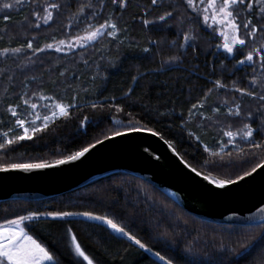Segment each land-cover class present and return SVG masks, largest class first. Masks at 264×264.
<instances>
[{"label": "snow or ice", "instance_id": "6c2138e0", "mask_svg": "<svg viewBox=\"0 0 264 264\" xmlns=\"http://www.w3.org/2000/svg\"><path fill=\"white\" fill-rule=\"evenodd\" d=\"M131 3L132 0H0V14H3L5 22L12 19L10 13L13 10L26 12L25 22L29 25L28 31L39 32L44 26L50 28L66 13L69 17V23L62 29L63 38L57 39L53 35L52 42L41 47L37 43V37L32 36L19 42L18 46L0 47V82L7 81L9 85L4 92L5 99L0 102L4 106V111L0 112V128L6 129L0 131V153L3 157L8 158L10 153L17 151L24 142L44 140L50 132L60 127L61 123L67 126V122L82 118V123L77 128L81 136H87V128L99 127L104 119H108L111 127V135L102 131L103 140L97 138L94 144H89L88 147H83L64 158L56 159L54 163L46 161L7 163L0 165V172L18 170L31 173L34 170L66 165L84 158L97 146H103L106 141L122 138L130 133L149 132L152 136H158L169 148L173 147L172 142L165 139L159 131L141 126V121L135 119L131 112L126 113V105L119 103L117 97L103 95L107 75L102 74L107 73L109 67H118L108 57L112 55V45L123 47L126 43L127 28L121 26V21L129 11ZM132 19L134 22L138 20L142 31L150 35L167 33L175 37L168 42V47L175 49L176 53L162 60L160 67L147 75H159L175 70L188 73L187 77L181 79L190 80L199 69L194 67L190 70L182 67L189 48L196 59L202 54L205 55L204 66L209 68L208 75L215 74L216 58L220 56L224 60L234 62L233 75L243 72L241 77L232 81V87H228L221 79L209 81L214 84L216 90L231 94V100L209 103V93L213 89H208L200 100L188 108V119H185L183 111L177 114L175 109L168 113L156 114L158 119L165 117L170 120L180 119L181 132L188 130L193 119L199 120L201 122L199 127L205 129L219 124L221 114L229 121L226 130L221 127L220 138L213 137L211 141L215 145V150L209 144H205L203 152L207 155L202 154L201 159L197 161V165L206 169L208 174H203L197 167H192L181 159L180 163L184 168L190 169L196 177H202L203 181L210 186L214 185L216 189L236 185L254 173L258 174V169L264 171V164L257 163L251 171L245 170L243 175H237L236 179L231 178L235 170L256 159V150L264 151V0H147ZM204 31L207 33L210 46L206 50H201L198 43L199 33ZM101 41H106L108 45L107 55L97 47ZM160 43L161 41L157 39H149L147 46L140 49L144 54L141 58H150L149 54L153 49H157ZM128 47H132L131 43ZM51 54H56L58 61L68 58L70 62L79 55L80 61L77 63H82L85 68L95 65V72L85 80L82 75L63 65L46 67L49 61L45 57ZM156 54L159 55V52ZM207 55L213 58L210 65L207 62ZM221 66L223 68V61ZM37 72L56 74L53 86H63L73 93L67 103L61 100L59 94H46L42 77L29 75ZM139 78L142 76H133L132 80L135 83ZM98 81L102 83L98 85ZM77 82L78 87L72 88ZM18 88L21 91L18 92ZM191 91L192 89H189V92ZM131 92V88L123 92L120 99L129 100ZM8 93H12L14 98H8ZM246 102L254 104V110L246 112ZM124 116H127V125L120 130L119 126L125 123ZM234 120L243 121L242 126L235 130L231 123ZM194 135L199 146L202 136L195 134L194 131H188L189 139ZM145 151L147 152V149ZM234 151L244 159L237 160L233 156ZM156 159L160 157L157 156ZM214 172H227L229 178L216 180L212 176ZM79 199L81 203L101 202L93 199L88 193L82 194ZM113 203L107 204L106 208L115 218H110L109 215H94L88 211L52 210L47 206L44 210L36 209L25 215H16L15 218L5 217L3 223H0V264H62L61 259L43 242V230L51 235L54 228L70 225L72 221L69 218L73 216L99 222V225L106 226L113 233L130 241L129 247L135 245L139 250L154 255L158 264H174L172 257L166 259L160 252H153V249L132 234L130 229L126 231L125 226L117 223L116 219L121 217L113 211ZM68 204L76 206L71 200ZM256 211L261 219L254 227L259 231L254 235L241 233L247 242L238 241L242 245L240 250L236 251L222 245L221 252H234L235 256L244 257L251 255L259 247L260 251L257 252L256 258L260 260V264H264V207H258ZM255 216L256 213H253L244 219L252 220ZM237 218L239 217L235 213L226 217L229 221ZM176 219L179 222V217ZM37 221L41 224L35 223ZM128 223L134 224V220H129ZM159 223L160 221H157V226ZM168 227L171 229L172 225L169 224ZM73 232L72 227L65 229L66 235L71 234L76 255L82 258L78 264H83L84 261L87 264H94L93 259L85 254L81 244L77 243V236ZM249 235L250 239L247 238ZM185 251L190 252L191 248ZM256 258L250 261V264H256ZM228 264L238 262L230 259Z\"/></svg>", "mask_w": 264, "mask_h": 264}, {"label": "trees", "instance_id": "16d2710c", "mask_svg": "<svg viewBox=\"0 0 264 264\" xmlns=\"http://www.w3.org/2000/svg\"><path fill=\"white\" fill-rule=\"evenodd\" d=\"M147 0H132L129 11L123 17L121 26L127 28L126 43L123 47L117 44L111 46L112 55L108 57L118 67L108 68V72L102 75H107V83L104 87L103 95L107 97L115 96L119 103L126 105L125 112H131L135 119L141 121V126L151 128L153 131H159L165 139L172 142L173 148L192 167H197L198 171L203 174H208L206 169L197 165V161L201 159L205 144H209L214 150L215 145L211 143L213 137L219 139L220 129H227L229 121L223 114L220 116L219 124L209 126L206 129L200 128V121L193 119L187 131H180L181 121L178 118L169 119L167 117L158 119L157 113L175 112L179 114L184 112L185 119H188V108L192 103H196L201 99L204 92L208 89H213L209 93V103H222L225 99L231 100V94H226L223 90H216L214 84L209 81L221 79L228 87H232V81L237 80L243 75V72H238L233 75V63L224 60L222 56L216 58V72L208 75L209 68L205 67V55H200L198 59L194 58L191 48L188 49L184 57L185 63L182 67H187L193 70L198 68L196 75H193L190 80L181 79L187 77L188 73L182 71H166L159 75H147V73L158 69L161 61L167 59L170 55L176 53L175 49L168 47V42L175 37L167 34H148L142 31L140 23L133 21L132 17L146 4ZM12 19L5 22L3 14H0V47H15L18 43L31 38L37 37L39 46L52 42V36L57 39L63 38L62 29L69 23V17L59 18L52 27L44 26L39 32L28 31L29 25L25 22L26 12H17L13 10L10 13ZM102 22V21H101ZM126 22V23H125ZM187 27V26H186ZM6 32V34H5ZM149 39H157L161 41L157 49H153L149 54L150 58L143 59V47L147 46ZM131 43L132 47H128ZM199 48L206 50L209 48V38L206 31L199 33ZM213 45L215 41L212 42ZM101 48L105 54L108 52L106 41H101L97 46ZM246 52L247 49H244ZM159 52V55L156 53ZM49 61L46 67H55L57 64L63 65L82 75L85 80L95 72V65L90 68H85L80 61L79 55L72 58L70 62L68 58L57 60L56 54L46 56ZM212 56L207 55L209 65L212 61ZM223 61V68L221 66ZM9 63H11L9 61ZM250 72V69L248 70ZM38 75L42 77L43 83L46 86V94H59L61 100L67 103L73 93L67 91L63 86H53V81L56 79V74L52 73H30L29 75ZM133 76L141 77L135 83L132 80ZM23 79V78H21ZM19 80L17 84H19ZM78 83H74L72 88H77ZM98 81L97 84H101ZM8 82H0V102L5 99V89L8 87ZM94 87L93 85H88ZM243 86V85H241ZM34 87V86H30ZM132 89L130 99L125 101L120 99L123 92ZM189 89H192L189 92ZM21 91V89H17ZM8 98H14L12 93H8ZM246 99V98H245ZM255 105L245 103V111L254 110ZM4 111V106L0 103V112ZM211 115V113H206ZM120 118V117H118ZM124 125L119 126L123 130L127 125V116L123 117ZM82 123L81 120H72L67 122V126L61 123L54 132H50L44 140L36 142H24L23 146H19L18 150L10 153L8 158H4L0 153V165L7 163H39L46 161L54 163L56 159H61L75 151L87 147L89 144L95 143V140L103 139L104 134L111 135V127L108 119H104L99 127L87 128V136H81L77 132L78 126ZM233 130L242 126L243 121H231ZM171 124V127H169ZM6 129L0 128V131ZM83 131V129H81ZM188 131H194L195 134L202 136L199 146L195 141V135L192 139L188 138ZM59 150V151H58ZM233 156L237 160H243L244 157L234 151ZM264 161V151L256 150V159L250 163L243 164L242 167L235 170L231 175L232 179H236L237 175H243L245 170L251 171V168ZM232 171V170H229ZM213 178L216 180L228 179L227 172L213 173ZM91 194L93 199L101 201L95 204L81 203L79 197L84 194ZM145 199L147 202H145ZM71 200L76 206H71L68 201ZM113 203V211L121 219H116L117 223L125 226L126 231L131 230L143 243L153 249V252H160L166 259L172 257L174 264H228L231 259L238 264H250L256 258L259 247L249 256H235L233 253H224L220 251L222 245H226L238 251L242 245L238 241L247 242L245 236L241 233L254 235L259 229L254 225H222L211 223L194 217L171 198L163 194L161 191L150 185L149 183L134 177L132 175L114 172L98 178L88 184L79 187L75 190L52 196L46 199L37 201L25 200H5L0 201V223H3L4 218H15L16 215H25L29 211L36 209L44 210L45 206L52 210H63L72 212L88 211L94 215H109L110 218H115L108 211L106 205ZM135 205V207H132ZM151 208V210H149ZM179 217V222H177ZM72 223L63 225L52 230V234L48 235L46 230H43V242L54 251L61 259L62 264H78L82 258L75 253V245L72 242L71 234H65L67 227H72L77 236V243L81 244L85 254L93 259L94 264L98 261L99 264H153L157 262V258L143 250H139L138 246L132 245L126 238L113 233L104 225H99L97 221H86L83 217L73 216L69 218ZM129 220H134L133 223H128ZM157 221H160L157 226ZM27 223V222H26ZM41 224V222H35ZM172 227L169 229L168 225ZM42 227V225H41ZM31 234V233H30ZM250 235L247 237L250 239ZM191 248V251L185 249ZM83 264H87L86 261ZM256 264H260V260L256 258Z\"/></svg>", "mask_w": 264, "mask_h": 264}, {"label": "water", "instance_id": "95a60500", "mask_svg": "<svg viewBox=\"0 0 264 264\" xmlns=\"http://www.w3.org/2000/svg\"><path fill=\"white\" fill-rule=\"evenodd\" d=\"M128 135L132 137L106 141L84 158L66 165L31 173L0 172V201L42 200L75 190L110 173L122 172L149 183L198 219L241 226L255 225L261 219L256 210L264 207V171L258 169V174L236 185L216 189L184 168L180 155L158 136L149 132ZM233 213L239 218L227 220ZM253 213H256L254 219H244Z\"/></svg>", "mask_w": 264, "mask_h": 264}, {"label": "bare ground", "instance_id": "6f19581e", "mask_svg": "<svg viewBox=\"0 0 264 264\" xmlns=\"http://www.w3.org/2000/svg\"><path fill=\"white\" fill-rule=\"evenodd\" d=\"M129 137H132V135H126V136L119 138V139H125V138H129Z\"/></svg>", "mask_w": 264, "mask_h": 264}]
</instances>
